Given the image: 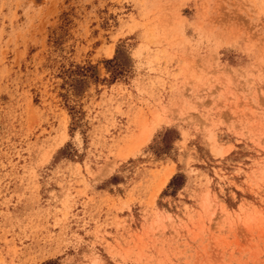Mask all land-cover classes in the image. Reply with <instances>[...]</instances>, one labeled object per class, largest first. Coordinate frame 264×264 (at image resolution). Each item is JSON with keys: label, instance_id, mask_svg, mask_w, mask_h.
<instances>
[{"label": "rangeland", "instance_id": "obj_1", "mask_svg": "<svg viewBox=\"0 0 264 264\" xmlns=\"http://www.w3.org/2000/svg\"><path fill=\"white\" fill-rule=\"evenodd\" d=\"M0 264H264V0H0Z\"/></svg>", "mask_w": 264, "mask_h": 264}]
</instances>
